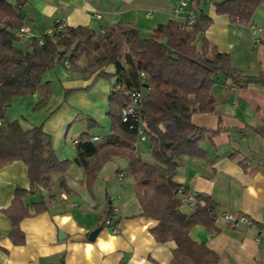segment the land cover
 I'll list each match as a JSON object with an SVG mask.
<instances>
[{
	"label": "crops",
	"instance_id": "0c3cea01",
	"mask_svg": "<svg viewBox=\"0 0 264 264\" xmlns=\"http://www.w3.org/2000/svg\"><path fill=\"white\" fill-rule=\"evenodd\" d=\"M186 0H25L21 13L23 37L16 47L27 50L28 42L43 38L57 22L65 28L87 27L96 36L116 23L133 24L142 39L158 25L175 21L184 24L191 11L203 13L211 24L199 33L194 46L208 45V55L229 56L232 69L246 77L264 74V45L255 46L250 25L264 24V2L249 23L241 26L227 16L214 13V5L226 0H201L197 10ZM14 6L15 0H6ZM97 14L100 19L94 17ZM105 72L113 74V68ZM114 83V80H111ZM70 71L63 63L45 72L40 86L48 83L50 95L43 101V89L33 95L14 98L5 113L7 123L22 132L40 128L49 136L58 162L72 161L74 141L82 134L97 137L100 146L112 139L108 98L113 83ZM213 109L191 115V123L215 132L200 144L205 158L182 156L172 181L190 196H208L218 214L232 213L246 218L248 225L231 227L217 218L216 233L194 226L189 238L213 252L216 264H264V88L258 84H233L216 75L210 90ZM90 121L96 125L90 128ZM139 144H146L144 151ZM141 160L153 164L149 141L136 143ZM143 155H146L144 160ZM124 159L113 157L96 173L91 187L83 185L84 170L72 164L63 184L54 179L51 191L42 188L26 194L22 203L29 216L20 221V235H11V221L4 214L17 189L28 191L27 168L12 162L0 168V264H170L173 241L157 243L150 231L157 222L140 216L135 187L125 173ZM54 178V177H53ZM120 179V180H118ZM46 209L35 213V207ZM188 200L180 211L189 214ZM117 227L101 225V219ZM102 230L93 242L90 231ZM60 234V237H59Z\"/></svg>",
	"mask_w": 264,
	"mask_h": 264
},
{
	"label": "trees",
	"instance_id": "16d2710c",
	"mask_svg": "<svg viewBox=\"0 0 264 264\" xmlns=\"http://www.w3.org/2000/svg\"><path fill=\"white\" fill-rule=\"evenodd\" d=\"M201 0H193L197 10ZM264 0H226L214 5V13L227 16L230 22L246 26L254 11ZM25 0L9 5L0 0V168L22 162L27 168L28 191L17 189L4 214L11 221V235H20L18 225L29 216L22 200L37 188L51 191L54 179L63 184L72 164L84 170L83 185L91 187L96 173L113 157L122 158L125 173L135 187L140 216L157 222L150 233L157 243L173 241L170 264H216L217 256L204 245L193 242L189 231L202 226L216 233L217 206L208 196L195 195L189 214L180 211L177 195L180 189L172 181L177 161L182 156L205 158L200 144L211 132L191 123L193 113L205 114L213 109L210 90L214 78L220 74L233 84H258L264 88V74L246 77L231 68L229 56L208 55V45L200 51L194 40L211 24V19L199 13L190 27L175 21L158 25L146 39L140 38L133 24L116 23L102 36L87 27L65 28L62 32L28 42V49L16 47V34L22 29L21 13ZM70 71L86 78L114 80L108 98V120L112 139L100 146L90 141L88 134L78 137L72 161L58 162L53 154L50 138L40 128L22 132L16 123H7L5 113L14 98L33 95L42 88L43 101L50 95V86L41 79L46 71L62 63ZM125 66L130 70L126 71ZM113 68V74L105 72ZM143 76V79L140 77ZM143 92L139 104L142 127L151 146L153 164L141 160L136 150L135 132L129 123L121 122V111L128 104L130 91ZM96 125L90 121V128ZM54 177V178H53ZM204 203V205H201ZM47 206L35 207V213ZM107 215L101 219L104 225ZM21 236V235H20Z\"/></svg>",
	"mask_w": 264,
	"mask_h": 264
},
{
	"label": "built area",
	"instance_id": "2783aa9c",
	"mask_svg": "<svg viewBox=\"0 0 264 264\" xmlns=\"http://www.w3.org/2000/svg\"><path fill=\"white\" fill-rule=\"evenodd\" d=\"M186 3L191 4L193 6V0H186L182 2L180 6H185ZM94 17L97 19H100V16L97 14H95ZM197 18H198L197 14L190 11L183 25L185 27H190L193 25L195 20H197ZM63 30H64V25L60 22H57L49 31H47L45 36H52V35L62 32ZM249 30L252 34L253 44L255 46L264 45V24L250 25ZM16 37L17 38L23 37V29L18 31V33L16 34ZM37 40L41 44L43 41V38H40V39L38 38ZM63 65L65 67H68L67 62H64ZM140 77L143 79L142 75H140ZM142 96H143V92L141 90L130 91L129 97H128V104L121 111V122L129 123V129L135 132L136 143L144 142L147 140L146 133L142 127V119H141V116L138 110ZM90 141L92 143H95L98 141V138L90 137ZM76 142L77 141H74V145L76 144ZM136 143H135V146H136ZM177 195L179 197L181 206H184L188 200H191L192 202L195 203L194 196H190L188 194L184 196L180 189L177 191ZM201 205H204V203H202ZM217 218L222 219L225 223L229 224L231 227H237L240 224L248 225V221L246 220V218L241 215H234L232 213L218 214L217 212ZM104 225L110 227L112 233H116L118 230L116 226L111 225L110 222L107 220L104 222Z\"/></svg>",
	"mask_w": 264,
	"mask_h": 264
},
{
	"label": "water",
	"instance_id": "95a60500",
	"mask_svg": "<svg viewBox=\"0 0 264 264\" xmlns=\"http://www.w3.org/2000/svg\"><path fill=\"white\" fill-rule=\"evenodd\" d=\"M0 29H2V28L0 27ZM111 83H113V81H111ZM101 230H102V227H97L94 230L90 231L88 236H87V240L89 242H93ZM59 237H60V234H59Z\"/></svg>",
	"mask_w": 264,
	"mask_h": 264
},
{
	"label": "rangeland",
	"instance_id": "374dc122",
	"mask_svg": "<svg viewBox=\"0 0 264 264\" xmlns=\"http://www.w3.org/2000/svg\"><path fill=\"white\" fill-rule=\"evenodd\" d=\"M125 70H126V71H129V70H130V67H129V66H125ZM146 148H147L146 144H144V145L139 144V149H140L141 151H144ZM142 157H143L144 160H146L145 158L148 157V156L143 155Z\"/></svg>",
	"mask_w": 264,
	"mask_h": 264
}]
</instances>
